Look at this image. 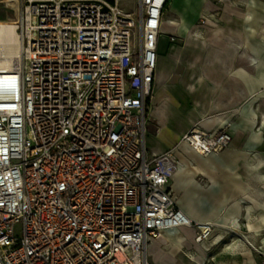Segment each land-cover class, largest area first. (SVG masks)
<instances>
[{"label":"built area","instance_id":"1","mask_svg":"<svg viewBox=\"0 0 264 264\" xmlns=\"http://www.w3.org/2000/svg\"><path fill=\"white\" fill-rule=\"evenodd\" d=\"M123 1L9 8L20 64L0 67V264H155L164 230H192L196 245L212 236L176 204L173 149L147 146L169 0H134V12ZM183 139L208 156L232 134L196 127Z\"/></svg>","mask_w":264,"mask_h":264},{"label":"crops","instance_id":"2","mask_svg":"<svg viewBox=\"0 0 264 264\" xmlns=\"http://www.w3.org/2000/svg\"><path fill=\"white\" fill-rule=\"evenodd\" d=\"M218 2L221 1H168L156 45L147 146L159 153L175 149L184 133L196 127L208 132L230 128L231 146L215 156L186 152L189 157L183 158L184 167H180L183 163L178 157L182 152H177L180 169L173 174L171 192L178 208L192 222L214 227L211 239L201 244V264H261L264 23L242 28V22L244 17L257 19L264 14V0H226L222 3L235 17L229 32L226 28L216 34L211 28L199 29L200 19L207 21L206 16L212 17ZM5 20L6 15H0V21ZM236 23L241 26V44L236 40L228 44L226 39L233 37L231 29ZM193 29L197 36L189 34ZM167 124L176 128L170 137L163 131ZM214 233L220 236V242H213ZM183 234L177 229L162 232L172 262L200 264L195 256L182 251Z\"/></svg>","mask_w":264,"mask_h":264},{"label":"rangeland","instance_id":"3","mask_svg":"<svg viewBox=\"0 0 264 264\" xmlns=\"http://www.w3.org/2000/svg\"><path fill=\"white\" fill-rule=\"evenodd\" d=\"M220 1L221 2H218V4H217L218 9L215 10V12L212 14V17L206 16V18H208L207 21H205V19H200L199 24H198L200 26L199 29L205 30V29L211 28L213 30V33L216 34V32L222 31L223 30L222 28H226L228 30V28L233 26V22H234V18H235L233 16V13L228 11V8L225 6V3L224 4L222 3V2H226V0H224V1L220 0ZM16 5H17V0H0V15L13 16L14 13L9 8L12 6H16ZM121 6L125 9H128V11H131V12H134V10H135L134 0H124L121 3ZM205 22L207 24H205ZM257 22H259V23L263 22L264 23V14L260 15V17H258L257 19L245 20L244 25L242 22V28H245L248 26L250 27ZM0 23L13 24L12 21H6V22L0 21ZM261 27L264 29V25H262ZM195 30L196 29L192 30L193 33H195ZM231 31H232L233 37L230 38V36H228L229 38L226 39L228 44H234L235 40L237 42H240L241 41V36H240L241 26H240V24L236 23L234 25V27L231 29ZM228 32H229V30H228ZM204 39L206 40V38H204ZM239 39H240V41H238ZM205 43L209 44V42L207 40ZM240 44H241V42H240ZM163 131H164L165 136L170 137L171 132H173V133L176 132V128L174 126L170 128V125L167 124L163 128ZM155 133L158 134V131H156ZM187 133H189V131L185 132L184 135ZM186 154L187 153H181V157L179 156L180 159H182L183 163H184L183 158L189 157ZM192 235H193L192 230H189V231H187V233L183 234V237L185 238V243H184L185 245H183L182 251L188 252V253L192 254V256L200 257V259L202 260V263H203V259H204L203 247H202V245H196L193 242ZM217 235L218 234L214 233L213 237H216ZM164 244H165V240H164V237L162 236V238L160 240H158L153 245L152 254L154 255V258L152 257L153 258L152 260L155 264H170V262L172 261V257L170 256V254L168 253L167 248H166L168 244H166V245H164ZM258 248H261V247H258Z\"/></svg>","mask_w":264,"mask_h":264},{"label":"bare ground","instance_id":"4","mask_svg":"<svg viewBox=\"0 0 264 264\" xmlns=\"http://www.w3.org/2000/svg\"><path fill=\"white\" fill-rule=\"evenodd\" d=\"M222 1H224V0H222ZM249 19L250 18H248V17H244L243 25L245 24V20H249ZM189 34L194 35L196 33H193V31L191 30ZM196 36H197V34H196ZM19 64H20L19 43H18L15 31H14V25L10 24V23H0V67L1 68H15ZM177 152L178 153L194 152L201 157H207V156H202L199 153H197L195 150H193L190 147V145L183 139V137L181 138L177 147L175 149H173V153L176 155V157H178ZM209 156H215V155L211 154V155H208V157ZM178 158L181 161V163H183L182 159H180V157H178ZM180 167H184V163ZM179 169L180 168L178 167L177 170H179ZM173 176H172V178H173ZM170 231H175V230H170ZM211 245L212 244H210V246Z\"/></svg>","mask_w":264,"mask_h":264}]
</instances>
